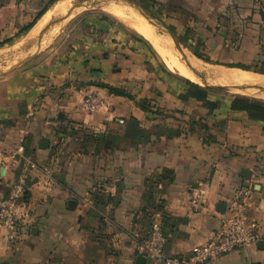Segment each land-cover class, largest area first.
I'll list each match as a JSON object with an SVG mask.
<instances>
[{"label":"crops","instance_id":"1","mask_svg":"<svg viewBox=\"0 0 264 264\" xmlns=\"http://www.w3.org/2000/svg\"><path fill=\"white\" fill-rule=\"evenodd\" d=\"M50 2L0 0V42ZM186 2L167 17L176 28L198 27L209 62L264 64V0H195L192 13H182ZM89 26L65 32L26 67L0 77V201L15 182L27 186L16 230L0 224V264H138L139 256L140 264H156L139 250L156 213L165 218L167 255H188L213 239L245 191L259 241L211 264H264V121L230 102L213 122L203 115L216 138L204 143L189 132L191 109L151 70L145 37L110 17ZM89 93L106 102L93 114L82 107ZM195 195L204 201L199 211Z\"/></svg>","mask_w":264,"mask_h":264},{"label":"rangeland","instance_id":"2","mask_svg":"<svg viewBox=\"0 0 264 264\" xmlns=\"http://www.w3.org/2000/svg\"><path fill=\"white\" fill-rule=\"evenodd\" d=\"M65 1L68 2L71 1L70 2L71 9L67 12V14L63 16H58L54 18L53 21L68 17L70 15L72 16V18L64 22L63 24H59L57 26L50 28L47 31L41 42V46H42L41 51H39L38 48L36 50L34 49L37 46L38 38L35 41H33L30 45L29 44L24 45L23 47L19 46V44L24 40L25 36L30 30L26 34L17 37V35L20 32L19 31L18 33L14 34L12 37L5 38L4 40H2V42H0V72H9L11 69L19 65L22 61L26 60L28 57L35 55L32 60L16 68L15 70L26 67L35 58H37L39 54L43 52V50H47L50 46H52V44H54V42L58 38H60L63 34H65V32L74 28L76 32L79 33L90 31V26H89L90 23L95 22L97 20L101 21L104 18L106 19L108 17L117 20V22H122L126 26V28L129 29V31L137 34L140 38H143L132 28L130 24H127L123 20L122 16L110 14L106 10L107 8H111L115 6V8L120 7L123 11L126 12V14L128 13V15H132L134 17L135 15L141 16L135 9L129 7L130 5H136L142 11L145 12V14L151 19L152 22H155L156 24L159 25L161 24L164 27L171 30L174 36L176 37L180 47L185 52V55H187V57L189 58L191 57L192 59H194V61L196 60L195 63L200 64L202 66V68H200L201 71L200 72L198 71V74H194L197 77L198 81L192 82L191 80H188L183 76H181L177 71L168 68V66L164 63L161 55L158 53V51L145 38L142 39L144 42H146L145 44H147V50L150 53L149 55L152 62L150 64L151 70H153L158 77L160 76L162 78L161 79L162 82L168 84L167 87L168 90L172 89L178 92L177 100L182 104H184V108L188 106V109L189 110L191 109V112L189 114L190 119H188V116L184 114V112L178 110L174 111L177 112L176 114H180L182 118L186 120L188 119L189 126L194 121L203 120V122L204 121L206 122V120L203 118V115L206 113V111H208L209 114L211 115L209 118L210 122H213L214 117L216 116L214 114H216V112H219L218 110L222 112L224 107H227L230 102L235 101L238 98H242L249 102L264 104V92L255 88V87L264 88V83L254 84V85L242 84V86H247L253 89L218 91V90H210L206 88L205 85L229 86V87L239 86V85L235 86V85L227 84L225 82H221L220 81L221 77L217 75L218 69L241 70L243 72L259 75L264 80V64L261 66H257L256 68L252 67L248 69H242L235 67L220 66L209 62V60L204 56L205 50L204 48H202L203 42L200 41V37L198 35V31H199L198 27H196L194 30L188 25L187 22H183L182 25H178V28H176L174 24L171 23L170 19L167 17V3H166L167 0H65ZM56 2L53 1L50 4V6H47L48 9ZM131 9L133 11L130 14ZM155 31L160 37H162L163 41L165 42L164 48L167 46L168 48L166 47V50L168 51L171 50L172 54H174L176 57H179L177 55L176 48L173 46V42L171 38L169 39L167 34L163 33L162 31H159L157 29ZM20 47L21 49H19ZM197 56L201 57L202 59H199ZM1 76L2 75H0V77ZM193 85L199 87V89L204 90L208 94L207 102H199L190 97L188 91L192 88ZM89 94H94V93H89ZM87 95L84 97V99L87 97ZM100 97L103 98L102 96ZM154 107H156V105H154ZM213 107H215L216 109H213ZM223 112L225 113L224 110ZM89 114H93V113H89ZM201 124L203 123L197 125L198 130L201 129L200 127ZM200 134H202L203 137L206 136V133L204 134L203 132H201V130H200Z\"/></svg>","mask_w":264,"mask_h":264},{"label":"built area","instance_id":"3","mask_svg":"<svg viewBox=\"0 0 264 264\" xmlns=\"http://www.w3.org/2000/svg\"><path fill=\"white\" fill-rule=\"evenodd\" d=\"M82 105L87 113H95L104 107L105 101L94 93L87 95ZM26 192L25 181H17L0 201V224L5 230H16L18 206L24 200ZM248 198L249 192H243L225 213L220 229L213 239L196 247L188 255H167L166 235L163 231L165 218L163 214L156 213L147 234L139 241L140 253L156 264H211L223 256L256 244L259 241V226L248 220ZM203 205L204 201L200 195L192 198L191 206L194 211H199Z\"/></svg>","mask_w":264,"mask_h":264},{"label":"bare ground","instance_id":"4","mask_svg":"<svg viewBox=\"0 0 264 264\" xmlns=\"http://www.w3.org/2000/svg\"><path fill=\"white\" fill-rule=\"evenodd\" d=\"M70 2L65 1V0L60 1L58 3L56 2V4H54L52 6V8H50V10L39 20V22L36 24V26H34V28L32 30L30 29L31 31L25 37V39L19 44V46L23 47L24 45H28V44L30 45L33 41H35L39 37L40 33L46 28V26L50 22L53 21L54 18H56L58 16H63L64 14H66L71 9ZM119 8H115V6H114L111 8H107L106 10L110 14L122 16L123 20L127 24H130L136 32H138L139 34H141L145 38H147L151 42V44L155 47V49L159 52V54L162 56L164 62L166 63V65L171 70L177 71L181 76H183L184 78H186L188 80H191L192 82L198 81V79L190 72L191 70H190L189 66H188V68H189V70H188V68L186 67L184 62L179 57H176L174 54H172L170 49H169L170 51L166 50L167 46L164 48L165 43H164V41H163L164 44L161 43L160 39H158V37L156 36V34L154 32V30H156L155 27H153L151 25L154 29V30H152L151 26H149L143 19H141V17H139L137 15H135V17L132 15H128V13L126 14L125 11H123L121 8L120 9ZM132 11H133L132 9H131V12L129 11L130 14L132 13ZM63 23H61V24H63ZM167 36H169V35H167ZM19 49H21V47ZM34 49L36 50L37 46ZM188 60H189L192 67L196 68L198 71H201L200 68H202V66L200 64L195 63L196 60L194 61V59H192L191 57L190 58L188 57ZM217 75L219 77H221L220 78L221 82H225L227 84H231V85H235V86L236 85L242 86V84L254 85V84L264 83V80L260 76H256V75L250 74V73H243V71L240 72L239 70L236 71V69H234V70L218 69ZM239 86H236V87H239Z\"/></svg>","mask_w":264,"mask_h":264},{"label":"trees","instance_id":"5","mask_svg":"<svg viewBox=\"0 0 264 264\" xmlns=\"http://www.w3.org/2000/svg\"><path fill=\"white\" fill-rule=\"evenodd\" d=\"M56 2L57 0H51L50 4L52 2ZM180 0H168L167 3V14L170 17H173L174 15H176V13H178V6L177 3ZM195 0H187L186 5L183 9H181L182 13H192L193 5L192 2H194ZM48 10V8H44L43 10H41L37 16L32 20V22L28 25H26L25 27H23L19 34L17 35V37H20L24 34H26L34 25L35 23L46 13V11ZM201 12V11H199ZM198 57V56H197ZM199 59H202L201 57H198ZM97 87L102 88V89H106L108 90L110 93H115V94H122L123 92L120 91L119 89H116L112 86L103 84V83H98L96 84ZM188 94L190 95L191 98H193L196 101L199 102H207V93L202 90L199 89V87L197 86H192V88L188 91ZM141 108L143 109H148L149 107L144 103V102H140L138 104ZM233 111H242V112H247L249 114V117L251 120L259 122V121H264V104L261 103H254V102H249L246 101L242 98H238L235 101H232V106H231ZM213 109H216L215 107H213ZM201 124V129L197 130L195 129V126H197L198 124ZM190 133L191 134H199L200 135V130L201 132L206 133V136L203 137L204 139V143L208 142H215L216 138L214 136H212V134L209 133V128L208 126L203 122V120H199V121H194L190 126Z\"/></svg>","mask_w":264,"mask_h":264},{"label":"water","instance_id":"6","mask_svg":"<svg viewBox=\"0 0 264 264\" xmlns=\"http://www.w3.org/2000/svg\"><path fill=\"white\" fill-rule=\"evenodd\" d=\"M130 8L132 9H135L150 25H152L153 27H155V29L159 30V31H162L163 33H166L170 36L172 42H173V46L176 48V50L182 55V58L186 61V63L188 64L191 72L193 74H198V71L196 69H194L189 60H188V57L185 55L184 51L182 50V48L180 47L176 37L174 36V34L172 33L171 30H169L168 28L164 27L163 25H159V24H156L155 22H152L151 19L145 14L144 11H142L138 6L136 5H130L129 6ZM72 18V16H68V17H65V18H61V19H58V20H55L51 23H49L46 28L40 33L39 37H38V43H37V48L39 51H41L42 49V46H41V42H42V39L44 38L45 34L47 33V31L54 27V26H57L65 21H68ZM35 55H32L30 57H28L26 60L22 61L19 65H17L16 67H14L13 69L15 70L16 68L26 64L27 62H29L30 60H32L34 58ZM11 69L9 72H12ZM13 70V71H14ZM9 72H0V75H6L8 74ZM206 88L210 89V90H218V91H228V90H237V89H253V88H250V87H247V86H242V87H229V86H208V85H205ZM257 89H259L260 91L264 92V88L263 87H255ZM49 147V143L46 142V141H43L40 143L39 145V148L42 149V150H45ZM216 211L219 213V214H224L226 212V204L224 203H219L217 206H216ZM260 243L262 242H259L258 244L260 245ZM140 262H144V258L139 256L137 258V263L140 264ZM2 264H6V263H2Z\"/></svg>","mask_w":264,"mask_h":264}]
</instances>
